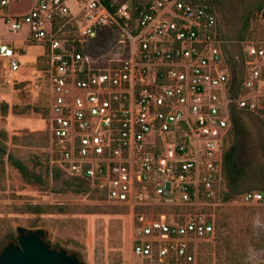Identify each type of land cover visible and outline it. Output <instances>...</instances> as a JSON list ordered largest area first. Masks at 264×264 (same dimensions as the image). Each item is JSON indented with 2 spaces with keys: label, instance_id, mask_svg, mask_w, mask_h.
I'll use <instances>...</instances> for the list:
<instances>
[{
  "label": "built area",
  "instance_id": "obj_1",
  "mask_svg": "<svg viewBox=\"0 0 264 264\" xmlns=\"http://www.w3.org/2000/svg\"><path fill=\"white\" fill-rule=\"evenodd\" d=\"M21 1L0 0V26L47 52L59 167L129 208L138 264H203L231 109L264 124V42L247 46L234 95L210 0H150L136 14L116 0H29L13 13ZM111 29L125 32V57L105 66L90 45ZM16 54L0 45L12 71Z\"/></svg>",
  "mask_w": 264,
  "mask_h": 264
},
{
  "label": "rangeland",
  "instance_id": "obj_2",
  "mask_svg": "<svg viewBox=\"0 0 264 264\" xmlns=\"http://www.w3.org/2000/svg\"><path fill=\"white\" fill-rule=\"evenodd\" d=\"M149 1L116 0L118 5L131 6H144ZM259 1L214 0L213 4L224 54L223 67L230 70L228 58L234 57L243 77L241 60H245L247 46L264 42V12H254L249 31H242L246 15ZM27 3L29 0H22L12 12H26ZM26 36L27 31L14 33L0 26V45L7 43L14 47L20 63V68L12 71L7 60L0 56V104H9L7 116H3L0 108V129L7 133L8 151L45 175L47 167H59L51 148L50 112L48 115L32 110L25 115L12 112L16 105L49 109L51 101L48 56L38 61L46 51ZM125 38L121 29L104 30L90 45V51L105 66L118 64L125 57ZM245 122L248 141L241 164L248 169V175L237 199L215 209L216 232L201 253L209 261L207 264H264V201L243 199L246 193H262L264 189V125L254 116L245 117ZM62 171L63 178L73 177ZM44 178L47 186L27 183L5 158L0 168V217L9 220L15 232L17 226L44 229L50 245L77 254L86 264H138L132 256V216L127 206L112 203L94 190L80 194L65 191L62 182ZM225 217L230 221H223ZM232 220L241 223L240 229H235ZM15 239L1 242L5 245ZM206 244L210 246L206 248Z\"/></svg>",
  "mask_w": 264,
  "mask_h": 264
},
{
  "label": "trees",
  "instance_id": "obj_3",
  "mask_svg": "<svg viewBox=\"0 0 264 264\" xmlns=\"http://www.w3.org/2000/svg\"><path fill=\"white\" fill-rule=\"evenodd\" d=\"M211 2V9L215 11L213 7L214 0H210ZM106 3H109V0H106ZM145 6V5H144ZM130 7L134 14H136L137 10L142 8L141 5H134ZM264 12V0H260L252 9L251 13L246 15L244 22H243V32L247 33L250 28V24L252 18L254 16V12ZM253 14V15H251ZM220 36V33H219ZM94 50V49H93ZM47 52L40 56L38 61L41 59H45ZM48 58V57H47ZM242 65L244 67V60H241ZM228 63L230 66V75L233 84L236 86V89L233 87V94L236 95L237 93L234 91H239L241 88V83L243 81V76L240 73V65L237 64L236 59L234 57L228 58ZM239 63V62H238ZM48 65V63H47ZM1 112L3 116H7L9 113V104L2 102L0 104ZM35 113H43L48 115L49 109L42 110L40 107H33L30 106L21 107V106H14L12 108V112L15 115H25L30 113V111ZM255 115L251 112L238 109L235 106L231 109V128L229 131L228 137L225 139L223 152H222V166H221V178L216 186L217 196L222 204L232 202L237 199V197L241 194V187L242 182L248 175V169L243 167L241 164V159L243 156V152L245 153V146H247V124L245 122V117H250ZM261 122V121H260ZM262 123V122H261ZM263 124V123H262ZM264 125V124H263ZM7 133L0 129V168L2 167L5 162V158H7L10 165L15 168L22 178L27 183L37 184L39 186H47L48 183L46 182L44 177H52L56 182H62L61 187L65 191H70L73 193H85L87 190H97L93 189L87 180L80 177H70V178H63V171L59 167H47L45 169V175L35 172L32 170L29 165L23 161L22 159L15 156L13 153L9 152L5 141L7 140ZM261 192L264 193V189H261ZM226 223L230 221L229 217H225L224 220ZM234 225L235 229L241 226V223H237L236 221L230 222ZM217 224V222H216ZM219 224V223H218ZM16 232L12 228L10 221L7 220L5 217H0V248L2 246V239H15ZM206 248L210 245L206 244ZM205 247V244L203 245ZM202 263L207 264L209 263L203 256L201 257Z\"/></svg>",
  "mask_w": 264,
  "mask_h": 264
},
{
  "label": "water",
  "instance_id": "obj_4",
  "mask_svg": "<svg viewBox=\"0 0 264 264\" xmlns=\"http://www.w3.org/2000/svg\"><path fill=\"white\" fill-rule=\"evenodd\" d=\"M15 240L0 248V264H86L77 254L48 243L44 229L16 227Z\"/></svg>",
  "mask_w": 264,
  "mask_h": 264
},
{
  "label": "crops",
  "instance_id": "obj_5",
  "mask_svg": "<svg viewBox=\"0 0 264 264\" xmlns=\"http://www.w3.org/2000/svg\"><path fill=\"white\" fill-rule=\"evenodd\" d=\"M42 45V44H41ZM43 46V45H42ZM44 47V46H43ZM2 57V56H1ZM3 59H5V60H7V64L9 65V67H10V60H9V58H4V57H2ZM132 216V215H131ZM132 238H133V216H132Z\"/></svg>",
  "mask_w": 264,
  "mask_h": 264
}]
</instances>
